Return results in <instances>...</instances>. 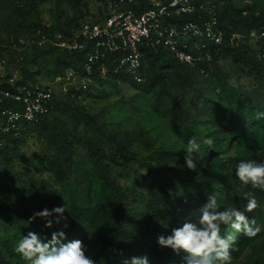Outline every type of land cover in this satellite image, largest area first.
Masks as SVG:
<instances>
[{
  "label": "rangeland",
  "instance_id": "374dc122",
  "mask_svg": "<svg viewBox=\"0 0 264 264\" xmlns=\"http://www.w3.org/2000/svg\"><path fill=\"white\" fill-rule=\"evenodd\" d=\"M231 1L236 13L264 14V0ZM217 5L222 10L223 1ZM95 7L96 0L80 5L75 0H0V80L16 74L29 84L51 85L61 102L45 122L0 145V264H30L14 251L27 232L47 242L61 230L67 241L81 240L86 253L102 264L116 212H143L137 199L151 189L173 193V171L199 179L219 176L252 143L264 144V118L257 119L264 112V59L254 41L229 52L213 76L170 61L167 68L148 62L143 84L79 74L69 80L65 61L73 57L56 42L76 31L82 14ZM243 51L247 57L239 55ZM189 128L205 139L214 132L232 139L219 156L196 152V168L189 170L184 160L193 138ZM81 140L111 160L97 169ZM64 204L68 228L45 227L40 217L29 224L33 213ZM256 226L261 231L243 239L231 264H264V223Z\"/></svg>",
  "mask_w": 264,
  "mask_h": 264
},
{
  "label": "built area",
  "instance_id": "2783aa9c",
  "mask_svg": "<svg viewBox=\"0 0 264 264\" xmlns=\"http://www.w3.org/2000/svg\"><path fill=\"white\" fill-rule=\"evenodd\" d=\"M96 4L82 14L76 31L56 42L79 66L66 67L69 80L78 74L91 79L96 70L105 77L111 65L114 73L143 83L146 50L158 48L179 64L209 68L210 50L224 43L217 9L209 0H96ZM251 36L259 37L255 32ZM260 57L264 59V53ZM2 63L0 57V68ZM82 87H87L86 80ZM55 100L51 85L29 84L16 74L4 76L0 80V145L27 126L40 124L51 114Z\"/></svg>",
  "mask_w": 264,
  "mask_h": 264
},
{
  "label": "trees",
  "instance_id": "16d2710c",
  "mask_svg": "<svg viewBox=\"0 0 264 264\" xmlns=\"http://www.w3.org/2000/svg\"><path fill=\"white\" fill-rule=\"evenodd\" d=\"M82 1L75 0V3L80 5ZM212 1L218 12L220 27L224 31V43L210 50L212 62L209 68L206 65L198 67L201 72L203 71L208 76H213L217 71L218 62L226 59L229 52L239 51L243 43L249 44L251 41H254L256 46H260L258 53H264V35L260 36L261 32L264 31V14L250 15L244 13L245 11L236 13L231 0H222L223 8L219 10L217 0ZM252 32L257 33L259 37L253 38L251 36ZM146 51L147 59L143 70L145 77L147 76L146 66L148 62L159 68H167L171 66L169 62L174 61L161 48L148 49ZM239 55L247 57L248 53L243 51ZM71 56L73 57V55ZM260 62L261 65L264 63L262 59ZM65 63L79 68L74 58L71 61H65ZM176 65L185 66L177 62ZM111 67L110 65V69L105 77H102L97 70L93 74H90L89 77L94 80L129 81L135 84L144 83H136L123 73H114ZM203 67L205 70L201 69ZM261 67L260 72L262 73L264 64ZM60 103V100L56 98L52 111L58 108ZM49 116L40 124L45 122ZM188 135L195 137L197 143L200 145L197 152L203 157L208 158L223 154L232 139L231 136L225 135L222 137L214 132L211 136L214 143L209 147L204 143L205 138L201 137L194 128H189ZM11 139L12 137H7L8 141ZM80 142L89 152L97 169H102L104 160H111L109 155L96 148L90 141L81 140ZM119 146L121 150L125 149L123 146ZM247 160L264 162V144L252 143L249 152L231 158L226 170L221 172L219 176L199 179L195 176L183 177L179 172L173 171L175 187L173 193H159L151 189L147 197H139L137 199V202L143 205V212L138 213L135 211L136 209L131 213L116 212L114 221L111 224V236L107 239V244L104 247L102 264H123V261L130 260L132 257H142L145 255L148 257L149 264H181L184 253L177 255L169 248L160 247L157 243V238L160 235H170L173 228L182 226L185 221L196 222L199 217L198 209L207 202V197L212 195L216 196L219 210L221 211L229 208L243 210L247 203L246 196L251 193L258 200L259 207L253 212L246 214L249 218H254L256 224L264 223V190L254 189L250 184H242L235 175L238 163ZM78 227L76 231L81 229L80 226ZM229 232L235 237V250L232 252V256H236L245 236L242 233H237L234 229L227 228L226 226L221 227L222 235H226ZM68 234L71 237L74 236L72 230ZM120 252L123 255H120Z\"/></svg>",
  "mask_w": 264,
  "mask_h": 264
},
{
  "label": "clouds",
  "instance_id": "9594fccd",
  "mask_svg": "<svg viewBox=\"0 0 264 264\" xmlns=\"http://www.w3.org/2000/svg\"><path fill=\"white\" fill-rule=\"evenodd\" d=\"M261 118H264V112L257 113V119ZM204 143L211 147L214 141L206 138ZM199 148L195 137L189 139L184 149V160L189 170L194 171L196 168L194 154ZM235 175L242 184L264 190V162L241 161L236 166ZM246 200L243 210L229 208L221 211L216 196H209L207 202L198 209L199 217L196 222L185 221L182 226L173 228L170 235H160L157 243L177 255L184 253L181 264H231L235 237L230 232L222 235L221 227L234 229L249 239L256 237L261 231L256 226V220L246 214L258 208L259 202L251 193L247 194ZM66 211L65 204L51 210L45 208L33 213L28 222L30 224L40 217L47 221L45 227L51 228L56 223L63 224L66 229L69 227L68 217L64 215ZM45 240L46 237L41 234L29 231L17 242L14 251L30 264H96L87 255L83 242L79 239L67 241L63 230L52 233L47 242ZM119 254L123 255L122 252ZM123 264H149V261L145 255L132 257L123 261Z\"/></svg>",
  "mask_w": 264,
  "mask_h": 264
}]
</instances>
